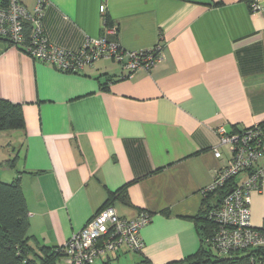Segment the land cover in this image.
Here are the masks:
<instances>
[{
	"label": "crops",
	"instance_id": "crops-1",
	"mask_svg": "<svg viewBox=\"0 0 264 264\" xmlns=\"http://www.w3.org/2000/svg\"><path fill=\"white\" fill-rule=\"evenodd\" d=\"M256 2L258 10L248 0H47L52 46L80 50L104 33L106 17L117 29L108 39L123 50L161 47L153 68L131 74L110 57L65 72L0 42V98L21 104L25 118L9 153L17 162L0 169L20 178L35 242L64 250L128 184L129 202L110 205L125 218L152 215L144 247L96 264H166L199 250L196 216L231 159L219 129L264 120V0ZM251 217L264 230V186L251 193Z\"/></svg>",
	"mask_w": 264,
	"mask_h": 264
},
{
	"label": "built area",
	"instance_id": "built-area-1",
	"mask_svg": "<svg viewBox=\"0 0 264 264\" xmlns=\"http://www.w3.org/2000/svg\"><path fill=\"white\" fill-rule=\"evenodd\" d=\"M45 2L37 0L34 6L28 7L21 0H10L9 7L0 10V31L16 44L23 42L24 21H30L32 42L26 50L35 59L52 64L61 71L77 72L103 57H110L122 63L131 74L140 68L150 70L161 58L160 46L149 51H125L118 42L110 41L108 35L117 33V29H109L106 17L103 18L104 33L97 38H88L80 50L52 46L44 35L42 24ZM251 8H260L256 0ZM100 9L105 13L106 6L102 5ZM219 137L221 144L229 145L231 159L218 171L209 189L224 185L233 176L245 173V177L222 204L211 211V217L216 221L213 248L221 254H228L235 250L264 247V230L256 228L251 217V193L264 186V127L257 124L234 133L220 128ZM214 154L216 157L222 155L218 147L214 148ZM151 219L152 215L147 211L136 218H125L113 206H105L67 241L61 261L63 264H96L100 258L119 254L124 249L140 253L144 247L141 230Z\"/></svg>",
	"mask_w": 264,
	"mask_h": 264
},
{
	"label": "trees",
	"instance_id": "trees-1",
	"mask_svg": "<svg viewBox=\"0 0 264 264\" xmlns=\"http://www.w3.org/2000/svg\"><path fill=\"white\" fill-rule=\"evenodd\" d=\"M248 1L251 6L253 0ZM46 4L47 0L44 4V12ZM9 5L10 0H0V10L7 9ZM23 25V42L21 44H16L1 31L0 42H5L9 47L17 46L27 52L26 47L32 42V25L28 20H25ZM259 125L264 127V120ZM24 128L25 118L21 104L0 98V130H21ZM16 162L17 156H10L0 161V167L13 168ZM236 177H231L224 185L205 193V206L195 219L202 235V244L199 250L183 260L171 261L166 264H256L264 262V247L235 250L228 254H221L213 248L212 237L216 229V221L211 217V211L219 207L228 193L238 184L235 181ZM127 187L128 184L115 192H110L108 205L114 199H121L128 203ZM29 229V210L20 178L16 177L9 181L0 179V264H58L61 261L64 251L59 247L35 242Z\"/></svg>",
	"mask_w": 264,
	"mask_h": 264
},
{
	"label": "rangeland",
	"instance_id": "rangeland-1",
	"mask_svg": "<svg viewBox=\"0 0 264 264\" xmlns=\"http://www.w3.org/2000/svg\"><path fill=\"white\" fill-rule=\"evenodd\" d=\"M14 132L15 130H0V161L9 158L11 148L19 142L17 136L14 135ZM3 176L4 173L0 169V179H4ZM4 180L9 181L6 178ZM58 264H63V262L60 261Z\"/></svg>",
	"mask_w": 264,
	"mask_h": 264
}]
</instances>
